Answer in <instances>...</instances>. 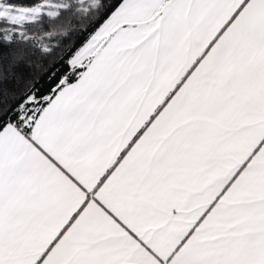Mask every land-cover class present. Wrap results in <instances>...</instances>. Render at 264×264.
<instances>
[{
  "label": "snow or ice",
  "instance_id": "obj_1",
  "mask_svg": "<svg viewBox=\"0 0 264 264\" xmlns=\"http://www.w3.org/2000/svg\"><path fill=\"white\" fill-rule=\"evenodd\" d=\"M0 264H264V0H0Z\"/></svg>",
  "mask_w": 264,
  "mask_h": 264
}]
</instances>
